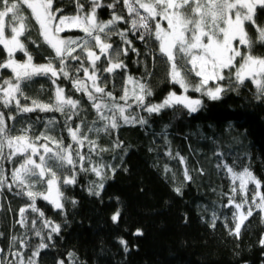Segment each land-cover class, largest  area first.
Wrapping results in <instances>:
<instances>
[{"label": "snow or ice", "instance_id": "6c2138e0", "mask_svg": "<svg viewBox=\"0 0 264 264\" xmlns=\"http://www.w3.org/2000/svg\"><path fill=\"white\" fill-rule=\"evenodd\" d=\"M68 3L74 6L73 13L64 12V6L57 0H0V48L6 54L0 59V199L6 201L7 190L28 201L18 209L15 220L23 231L17 234L9 231L7 247H0V264H40L41 251L56 247L54 238L62 240L61 233L70 224L66 205L70 209L78 206L75 198L66 195L69 188L80 187L99 203L104 202L102 195L107 181L118 170L128 171L123 166V157L130 146L126 147L119 138L121 127L151 128L149 121L154 115L191 116L206 107L205 97L220 101L229 93L240 95L241 89H254L253 101L264 106V56L254 53L264 50V0H68ZM121 4L127 18L117 11ZM100 9L109 10L107 19L98 15ZM30 20L38 25L42 42L51 49L46 63H35L28 49V43L40 47L30 35L33 27ZM73 31L83 35H62ZM129 34L143 44V53ZM113 37L117 39L114 41ZM153 42L155 50L151 47ZM18 52L22 53L21 59H17ZM157 52L163 59L157 61ZM129 53L134 54L133 65L140 69L139 76L130 74L122 59ZM156 63L167 65V83L177 85L182 90L180 94L170 88L161 100L151 99L156 95L152 83ZM193 76L198 78L195 82ZM37 77L51 82L50 102L28 94L38 83ZM61 79L69 81L76 93L83 94L95 112L92 120L87 119L81 99L66 94L59 83ZM118 87L119 97L115 95ZM189 92L199 96L194 98ZM34 112L59 113L63 119L57 120L55 116L25 119L26 114ZM244 118L243 112L236 116L237 121ZM37 122L42 130L33 135ZM58 124L70 138L66 146L63 136L57 139L54 135ZM171 127V120L163 123L156 135L167 145L165 155L183 166V179L179 181L171 167L167 164L163 167L164 175L173 182V192L182 197L184 187L193 182L191 171L203 175V169L190 170L187 158L179 151L173 153ZM231 130L233 124L229 122L225 131ZM101 134L111 139L114 153L122 150L119 164L113 166L103 161L102 153L109 148L99 145ZM232 140L237 145L243 143L240 136H233ZM212 143L217 145L214 154L221 157L216 167L224 172L230 186L228 192L221 193L227 203H214L210 208L201 206V211L208 213L206 220L201 215V222L215 230L219 221L228 235L239 241L242 230L247 232L251 228L246 222L254 212L260 213L264 224L261 191L264 181L249 166L250 156L232 154L234 158L229 164L225 160L228 154L220 150L218 139H212ZM93 156L100 159L93 160ZM90 176L93 178L89 179ZM81 177L83 183H79ZM110 199L117 202L110 219L119 227L123 205L119 197ZM38 200L51 205L62 220L46 216ZM228 208L231 213L221 212ZM3 209L0 203V211ZM4 235L0 232V239ZM132 235L142 237L144 232L137 228ZM33 238H38V242L32 243ZM115 240L125 256L135 248L123 236H116ZM257 246L264 248V232ZM236 247L239 248L238 243ZM261 256L264 257V252ZM65 260L68 264H87L71 250L63 259L58 258L57 264H65Z\"/></svg>", "mask_w": 264, "mask_h": 264}, {"label": "trees", "instance_id": "16d2710c", "mask_svg": "<svg viewBox=\"0 0 264 264\" xmlns=\"http://www.w3.org/2000/svg\"><path fill=\"white\" fill-rule=\"evenodd\" d=\"M57 3L64 6L66 13L75 11L74 6L69 4L68 0H57ZM85 10H87V6ZM117 11L127 18L122 4L117 6ZM98 15L107 19L109 10L100 9ZM30 22L33 26L30 35L40 44V47L36 48L28 43V49L33 55L35 63H46L45 57L52 55L51 49L42 42L35 21L30 20ZM121 27H125V25H121ZM62 35L80 36L83 34L73 31ZM129 37L143 53V44L131 37V34ZM116 39L113 37L114 41ZM151 47L155 50L156 43L153 42ZM254 53L264 56V50H254ZM5 55L0 48V59ZM16 56L17 59H21L22 53L18 52ZM156 56L157 61L163 59L158 52ZM122 59H125L128 64L130 74L136 76L141 74L140 69L133 65L134 54L129 53L127 58L122 57ZM80 75L83 76V73ZM36 79L38 83L28 94L38 96L41 101L50 102L53 88L51 82L43 77ZM192 81L195 82L196 79L192 77ZM59 83L65 88L66 94L81 99L87 109V119L92 120L95 112L83 94L76 93L69 81L61 79ZM116 83L119 85L121 81L117 80ZM152 83L156 95L151 99L155 101L161 100L170 88L176 90L177 94L182 91L177 85L167 83L166 64L156 63ZM41 85H43V90H41ZM111 87L110 84L109 90ZM253 91L254 89L252 91L241 89L240 95L229 93L220 101H209L205 97L206 107L191 116L181 114L173 118L170 114H162L161 117L154 115L149 121L151 128L147 126L143 128L140 126L121 127L119 138L126 147L130 146L127 155L123 157V166H126L128 171L118 170L115 177L107 181L102 195L104 200L102 204L80 187L69 188L66 195L75 198L78 201V206L75 209H70L66 205V208H69L70 224L66 230L62 231V240L54 238L55 248L41 251L40 264H57V259H63L70 250L77 253L81 260L87 261V264H244L245 261L248 264H261L264 260V257L261 256L264 248L258 247L257 241L260 234L264 232V224L261 223L259 212H254V215L246 222L251 225V228L247 232L242 230V238L239 241L229 236L219 221H217L215 230L210 229L206 222H201V215L205 217V220L208 216V213L201 211V206L210 208L214 203H227L226 197H223L221 193L228 192L230 186V181L225 178L224 172L216 167L221 157L214 154L217 145L212 143V139H218L220 150L228 154L225 156V160L229 164H232L234 158L232 154L250 156L249 166L254 174L264 181V106L253 101ZM188 94L194 98L199 96L195 92ZM115 95L117 97L121 95L119 87ZM242 112L245 113V118L237 121V114ZM142 114L147 116V113ZM36 116L45 118L55 116L57 120L63 119L59 113L40 112L26 114L25 119ZM169 120L172 121L169 139L173 153L179 151L182 156H185L190 170L203 169V175L197 171H191L193 182L184 187L182 197L173 192V182L164 175L163 167L166 164L171 167L176 172L179 181L183 179L181 175L183 166L178 160L169 159L165 155L167 145L162 137L156 135L160 132L163 123H167ZM229 122L233 124V130L225 131ZM86 127L87 124L85 129ZM41 130L42 125L37 122L33 128V135L38 134ZM54 135L57 139L63 136L65 146L70 143L67 132L62 130V125L56 126ZM233 136H240L243 143L235 144L232 140ZM98 143L109 148L108 152L102 153L105 163L111 162L113 166L120 163L122 150L114 153L111 150V139L101 134ZM84 151L87 152V148ZM114 155L116 159H113ZM98 159L100 157L93 156V160ZM5 167L10 166L5 164ZM92 178L89 177V179ZM79 183H83L82 177ZM252 187L249 185V188ZM261 191L264 192V188ZM4 196L6 201L0 199V203L4 205L3 211H0V232L5 235L3 239H0V247L6 248L9 231L11 230L12 234L23 231L19 225L15 224V220L18 209L28 201L7 190H5ZM115 197H119L120 203L123 205L119 227L114 226L110 219L117 208L116 200L110 198ZM239 199L240 197L237 195V200ZM37 204L45 211L46 216L58 222L62 220V217L45 201L38 200ZM231 211V208L221 209V212L231 213ZM27 215L31 216V213ZM185 215L187 222H185ZM137 228L143 230L142 237L132 235ZM116 236H123L128 240L130 246L135 245V248L127 256L116 242ZM31 242H38V238H33ZM237 243L239 248L236 247ZM65 264H68L67 260H65Z\"/></svg>", "mask_w": 264, "mask_h": 264}, {"label": "rangeland", "instance_id": "374dc122", "mask_svg": "<svg viewBox=\"0 0 264 264\" xmlns=\"http://www.w3.org/2000/svg\"><path fill=\"white\" fill-rule=\"evenodd\" d=\"M165 24H166V22H165ZM193 78H195L196 80L198 79V78H196V77H194V76H193ZM210 86H211V85H210ZM188 95H189V94H188Z\"/></svg>", "mask_w": 264, "mask_h": 264}]
</instances>
